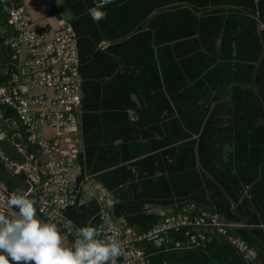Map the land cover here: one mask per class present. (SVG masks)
<instances>
[{
  "label": "crops",
  "instance_id": "crops-1",
  "mask_svg": "<svg viewBox=\"0 0 264 264\" xmlns=\"http://www.w3.org/2000/svg\"><path fill=\"white\" fill-rule=\"evenodd\" d=\"M18 1L31 25L67 20L76 33L81 102L72 182L80 197L67 216L96 226L103 204L115 221L141 230L193 203L230 222L228 231L256 249L255 264L264 263L257 0H112L99 23L87 14L98 0ZM84 179L96 185V199ZM139 249L144 264H244L212 232L200 244L148 241Z\"/></svg>",
  "mask_w": 264,
  "mask_h": 264
},
{
  "label": "built area",
  "instance_id": "built-area-1",
  "mask_svg": "<svg viewBox=\"0 0 264 264\" xmlns=\"http://www.w3.org/2000/svg\"><path fill=\"white\" fill-rule=\"evenodd\" d=\"M106 44L107 40L98 42L99 48ZM78 65L76 33L69 21L54 27L31 25L20 1L0 0V71H7L0 81V141L6 140L22 155L20 161L13 160L0 147V161L9 174L21 173L24 181L23 188L9 189L0 180V195L32 194L37 217L57 225L66 247L73 246L78 228L91 226H77L66 214L80 197V188L72 182L81 102ZM8 109L14 115L4 116ZM26 145L34 146L36 153ZM84 182L96 199V185ZM94 214L96 226L104 227L100 238L107 241L114 236L121 242L123 254L116 264H144L140 243L154 241L176 248L200 244L209 232L229 243L244 264H255L257 258L252 245L228 231L230 222L214 211L194 209L193 203L163 212L141 230L115 221L103 204H97ZM174 230H179V236L169 234Z\"/></svg>",
  "mask_w": 264,
  "mask_h": 264
},
{
  "label": "clouds",
  "instance_id": "clouds-1",
  "mask_svg": "<svg viewBox=\"0 0 264 264\" xmlns=\"http://www.w3.org/2000/svg\"><path fill=\"white\" fill-rule=\"evenodd\" d=\"M110 3L112 0H98L87 14L99 23L107 17L101 9ZM122 143L117 138L113 146ZM0 209V264H116L123 254L117 238H100L103 225L78 228L73 246L66 247L57 225L42 223L35 201L26 194L0 195Z\"/></svg>",
  "mask_w": 264,
  "mask_h": 264
},
{
  "label": "trees",
  "instance_id": "trees-1",
  "mask_svg": "<svg viewBox=\"0 0 264 264\" xmlns=\"http://www.w3.org/2000/svg\"><path fill=\"white\" fill-rule=\"evenodd\" d=\"M7 77V71H0V81L4 80ZM3 115H14V112L11 109L5 110ZM21 133L24 135L22 127H20ZM0 147L3 152L11 159L20 161L22 159V155L18 153L15 148L9 144L6 140L0 141ZM27 150L33 151L36 153V148L32 145H26ZM0 180L3 181L9 189H21L24 187L23 175L21 173L11 175L9 174L3 167L0 161ZM29 199L34 200V196L32 194H26ZM35 201V200H34ZM170 235L179 236V230H174L169 232Z\"/></svg>",
  "mask_w": 264,
  "mask_h": 264
},
{
  "label": "water",
  "instance_id": "water-1",
  "mask_svg": "<svg viewBox=\"0 0 264 264\" xmlns=\"http://www.w3.org/2000/svg\"><path fill=\"white\" fill-rule=\"evenodd\" d=\"M257 2H258L260 8L262 9V11H263V13H264V0H257ZM149 238H150V237L145 238L143 241H147ZM143 241H142V242H143Z\"/></svg>",
  "mask_w": 264,
  "mask_h": 264
},
{
  "label": "rangeland",
  "instance_id": "rangeland-1",
  "mask_svg": "<svg viewBox=\"0 0 264 264\" xmlns=\"http://www.w3.org/2000/svg\"><path fill=\"white\" fill-rule=\"evenodd\" d=\"M4 126V125H3ZM10 132V130H8Z\"/></svg>",
  "mask_w": 264,
  "mask_h": 264
}]
</instances>
